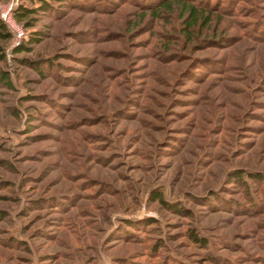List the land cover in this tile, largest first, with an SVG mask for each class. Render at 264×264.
Here are the masks:
<instances>
[{"label":"rangeland","instance_id":"1","mask_svg":"<svg viewBox=\"0 0 264 264\" xmlns=\"http://www.w3.org/2000/svg\"><path fill=\"white\" fill-rule=\"evenodd\" d=\"M4 4L0 264H264V0Z\"/></svg>","mask_w":264,"mask_h":264},{"label":"trees","instance_id":"2","mask_svg":"<svg viewBox=\"0 0 264 264\" xmlns=\"http://www.w3.org/2000/svg\"><path fill=\"white\" fill-rule=\"evenodd\" d=\"M20 13H22V15H27L29 13V10L27 8H25L23 11H21ZM11 34L7 29L6 23L2 20V18H0V36L2 37H9ZM35 39H37L38 36L34 35L33 36ZM25 46H20L17 49H23ZM10 73L9 71L6 70H0V82H6V83H10V77H9Z\"/></svg>","mask_w":264,"mask_h":264},{"label":"built area","instance_id":"3","mask_svg":"<svg viewBox=\"0 0 264 264\" xmlns=\"http://www.w3.org/2000/svg\"><path fill=\"white\" fill-rule=\"evenodd\" d=\"M11 10H12V4H4L0 7V16L1 18L7 22L9 26L13 28V30L18 34V36H22L24 34L23 30L21 28L15 27L11 23Z\"/></svg>","mask_w":264,"mask_h":264}]
</instances>
